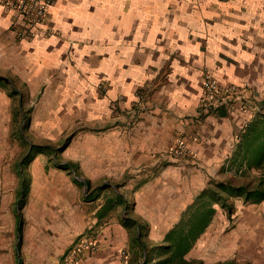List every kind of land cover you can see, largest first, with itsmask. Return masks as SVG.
Segmentation results:
<instances>
[{"label":"crops","instance_id":"1","mask_svg":"<svg viewBox=\"0 0 264 264\" xmlns=\"http://www.w3.org/2000/svg\"><path fill=\"white\" fill-rule=\"evenodd\" d=\"M9 19L0 9V76L50 95L42 130L76 121L91 139L55 173L45 157L24 171L22 158L0 152V264H59L84 233L99 246L79 264H167L175 224L212 181L248 175L264 188V157L248 159L242 144L264 115V0H54L51 34L33 39H18ZM205 69L225 86H251L254 117L222 108L199 120ZM180 134L190 159L169 153ZM234 202L220 256L264 264V199ZM213 209L200 242L228 223L227 208Z\"/></svg>","mask_w":264,"mask_h":264},{"label":"rangeland","instance_id":"2","mask_svg":"<svg viewBox=\"0 0 264 264\" xmlns=\"http://www.w3.org/2000/svg\"><path fill=\"white\" fill-rule=\"evenodd\" d=\"M11 80L12 79L10 77L0 76V140L2 138L7 140L5 146L3 144L0 145V152L4 150L6 155H13L17 159L22 158L21 167L24 171L26 170L28 161H30L33 156H38L40 158L45 157V171L55 173L57 172L56 167L59 166L56 162H61V160L66 157H75L81 151H85V149L79 147L77 141L86 139L90 140L91 132L86 131L87 133H85V131H82L81 127L76 124V121L69 122L63 127L58 123L60 121L56 123L52 122V124L48 126L47 130H42L38 125H40V122L45 120L43 111L50 108L54 104H51L50 102V95H26L23 87L17 85L15 82L13 83ZM15 87H19V89H22L23 92L21 90L19 94V91L15 90ZM53 110L59 111V106ZM260 115H262V113L259 114V116ZM52 119H54V117H52ZM57 119L60 118L57 116L56 120ZM260 126H264V124L262 123ZM50 167L51 169H49ZM72 167V170L75 174H77L78 172L75 169L74 163L72 164ZM51 182L55 184L60 182V179L53 175ZM218 182H228L230 187L246 186L247 189L250 190L254 189L259 183L256 179L251 181L248 175L242 176L239 180L229 179L223 181H212L210 187L214 190L208 192L210 196L202 197L199 201L195 202V207H192V209L187 208L181 214L179 219L180 223L178 221L175 224V235H173L175 236V244L173 243V246L177 244L176 240L182 241L183 237L187 234L190 225L195 224L198 217L203 215L202 211H199L195 213V217L191 216L194 214L195 210L200 207L199 205L201 204L199 203L213 205L215 203L218 204L222 202L230 205L232 207L231 209H233V206L234 209L237 208L234 201L237 198L244 197L245 190H241L237 196H226V191L216 189L214 186ZM89 187V184L85 181L83 183L85 192L86 188L89 189ZM23 189H26V185L23 186ZM91 197V193L87 192V195H85L84 198L88 199ZM220 197H227L225 200L226 202H224V200ZM99 198L100 200H104L107 197L104 195ZM108 199H110V201L115 200L114 203L116 204L120 203L118 196L110 197ZM225 205L223 207L228 210V206ZM125 212L129 216L133 217L131 214L130 198H127ZM132 219L133 221H137L135 217ZM224 220L228 221L224 228L214 229L208 238L201 242V236L198 237L193 246L186 253L180 256L175 253L174 259H170L169 256L171 255L167 252V256L164 255L165 258L162 262L167 264H251L249 260L237 257V254H230V256L226 255L224 258H221L220 241L221 237L225 235L233 224L234 218L232 212L228 213ZM171 246L172 245L170 244L168 251L173 249Z\"/></svg>","mask_w":264,"mask_h":264},{"label":"built area","instance_id":"3","mask_svg":"<svg viewBox=\"0 0 264 264\" xmlns=\"http://www.w3.org/2000/svg\"><path fill=\"white\" fill-rule=\"evenodd\" d=\"M54 0H0V9L9 16V30L18 38L33 39L51 34L49 14ZM202 92L197 107V118L216 115L220 109H238L246 115V121L253 118L257 110L255 91L248 84L223 85L212 73L204 70L201 75ZM255 113V112H254ZM175 159H190L193 153L188 149L183 134L177 135L169 148ZM95 234L79 235L64 251L60 264H79L83 255H90L98 250ZM119 256L126 259V252L121 250Z\"/></svg>","mask_w":264,"mask_h":264},{"label":"trees","instance_id":"4","mask_svg":"<svg viewBox=\"0 0 264 264\" xmlns=\"http://www.w3.org/2000/svg\"><path fill=\"white\" fill-rule=\"evenodd\" d=\"M264 124V116L260 115V116H256L254 117L250 122L249 125L247 127V132L244 134V141H243V151L244 153H248L249 157L248 159H250L251 156L253 155H257L259 157V161L262 160V158L264 157V126H260V124ZM254 144V145H253ZM251 155V156H250ZM261 163H256L255 165H260ZM253 164L248 163V166H252ZM211 185H209L199 196L196 197V199L194 200V202L188 207L190 209H192V207H195V202L199 201L202 197L205 196H210L208 194V192H210L211 190H214L210 187ZM216 187V189H221L226 191L227 195L226 196H237L239 195V193L241 192V190H245L244 193V199L245 201H259L264 199V188L262 186V182L261 180L259 181V183L257 184V186L250 190L247 189V187H243V186H237V187H230L228 182H218L214 185ZM229 189V190H227ZM221 198V197H220ZM222 200H224V202H226L225 200L227 199V197H222ZM201 205H199L200 207H198L194 214L191 215L192 217L196 216V212L202 211L201 216L198 217V220L195 224H191L189 227V230L187 231V234L185 235V237H183L182 241H178L176 240L177 244L175 246H173V243L175 244V229L171 232V236L169 238L173 237V243L171 244L172 246V250L171 252V256H169L170 259L175 258V253L180 256L183 255L184 253H186L194 244L195 240L199 237V235L203 232V230L205 229V227L207 226L208 222L210 221L213 213H214V209H213V205L212 204H204V203H199ZM222 206H224L225 204L227 205V203H218ZM225 205V206H226ZM228 206V210L231 213V206ZM231 210V211H230ZM180 223V221H179ZM175 248V250H174ZM169 249V247H168Z\"/></svg>","mask_w":264,"mask_h":264}]
</instances>
